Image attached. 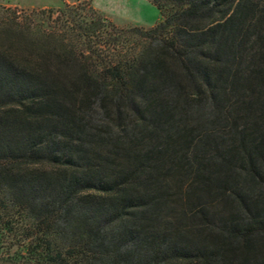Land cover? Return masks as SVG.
Returning a JSON list of instances; mask_svg holds the SVG:
<instances>
[{
  "label": "trees",
  "instance_id": "obj_1",
  "mask_svg": "<svg viewBox=\"0 0 264 264\" xmlns=\"http://www.w3.org/2000/svg\"><path fill=\"white\" fill-rule=\"evenodd\" d=\"M147 1L0 14V264H264V0Z\"/></svg>",
  "mask_w": 264,
  "mask_h": 264
},
{
  "label": "rangeland",
  "instance_id": "obj_2",
  "mask_svg": "<svg viewBox=\"0 0 264 264\" xmlns=\"http://www.w3.org/2000/svg\"><path fill=\"white\" fill-rule=\"evenodd\" d=\"M64 5L73 8L75 16L84 17L92 10L117 31L149 29L160 21L157 9L147 0H0V14L14 11L21 17L30 15L42 29L53 26L61 31L66 28L65 18L59 19Z\"/></svg>",
  "mask_w": 264,
  "mask_h": 264
}]
</instances>
